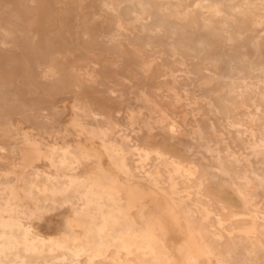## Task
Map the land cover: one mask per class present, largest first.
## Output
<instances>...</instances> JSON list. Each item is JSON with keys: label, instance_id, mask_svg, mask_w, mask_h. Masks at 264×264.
Wrapping results in <instances>:
<instances>
[{"label": "bare ground", "instance_id": "bare-ground-1", "mask_svg": "<svg viewBox=\"0 0 264 264\" xmlns=\"http://www.w3.org/2000/svg\"><path fill=\"white\" fill-rule=\"evenodd\" d=\"M263 24L264 0H0V264H264Z\"/></svg>", "mask_w": 264, "mask_h": 264}, {"label": "rangeland", "instance_id": "rangeland-1", "mask_svg": "<svg viewBox=\"0 0 264 264\" xmlns=\"http://www.w3.org/2000/svg\"><path fill=\"white\" fill-rule=\"evenodd\" d=\"M193 1H200V0H193ZM257 33L259 35H264V24L257 29ZM127 83V81L125 82ZM135 96V91L134 93L129 94V96ZM71 102H65L64 103V106L66 105V107L69 108ZM66 109V115H69L70 114V110L69 109ZM136 111H139L140 113H142L143 115L147 116V110L145 108H143L141 105H138L136 104L135 106V109ZM20 129V128H19ZM19 129H16V130H19ZM16 130H12L10 132V134L13 136V138L10 140L9 142V145H12V146H16L17 148L19 149H25L27 151H31L30 153H28L27 155H35L37 156V154L41 155L43 153H46L48 150H50V147L52 145V142L50 141H43V140H40L38 138H31V142L30 144H24V142H21L22 140V134L27 131L28 133L29 132V128L28 126H22L21 129H20V132L16 131ZM4 126H0V141L3 139V134H5L4 132ZM8 145V143H7ZM23 152V151H22ZM26 152V151H25ZM40 163H37V162H33V161H28V165H27V168L26 169H30L32 167H36L37 165L41 166L42 168H45L47 170H49V166L47 165V161L45 159H41L39 160ZM23 157H22V154L20 153V151L17 152V155L14 159H12L10 162L8 161H5L4 163H0V169L7 172L11 166L12 167H19L20 164H23ZM62 223H63V219L60 218V217H56V216H51L49 217L44 223H41L39 226H38V230L43 233L44 235H57L61 232V228H62ZM241 228H248V224H245L244 227H241Z\"/></svg>", "mask_w": 264, "mask_h": 264}]
</instances>
